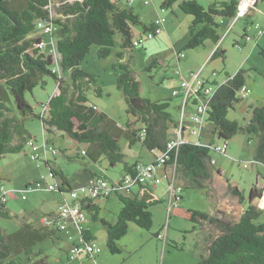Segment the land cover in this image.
Here are the masks:
<instances>
[{"label":"trees","instance_id":"trees-1","mask_svg":"<svg viewBox=\"0 0 264 264\" xmlns=\"http://www.w3.org/2000/svg\"><path fill=\"white\" fill-rule=\"evenodd\" d=\"M174 2L176 0H164L163 7ZM240 3L241 0H222L206 7L198 0L180 1V8L194 17L186 48L202 46L208 39L218 43L221 39L218 28L222 20L236 17ZM40 21L54 25L51 36L60 54V67L69 71L70 82L54 72L52 55L46 53L45 47L39 46L40 41L45 40V33L38 26ZM198 24L200 27L197 29ZM134 25H142L146 31L155 22H143L133 7H121L116 0H0V158L23 151L28 140L34 138L24 124L30 115L42 120L44 130L56 128L75 141L86 144L84 152L89 161L98 162L105 157L111 166L124 162L126 172L132 173L136 163L132 165L125 161L121 137H125L130 146L141 142L151 151L164 149L170 125L175 127L179 119L171 111L169 100L143 96L140 81L129 64L121 61L126 49H134ZM39 30L42 34H35ZM117 33L121 35L122 48L118 52L121 71L117 75V86L124 93L128 115L141 123L139 127L133 126L132 122L126 126L119 125L116 119L90 102L89 90L97 95H102L103 90L97 75L81 67L94 44L99 45L100 57L110 55ZM261 53L264 55V48ZM225 55V50L218 46L211 57L225 58ZM158 64L160 62L155 58L147 69ZM46 75L58 81V91L50 98L45 110L36 114L26 99V93L44 83ZM245 82L244 70L240 69L218 85L209 103L208 121L219 138L230 139L239 132L255 135V160L264 163V105L253 107L246 125L228 118L229 109L240 100L238 94ZM211 147V144L191 140L180 145L178 168L190 185L203 187L214 173ZM51 172L62 180L58 188L61 192L81 185L73 186L61 170L51 168ZM79 174L85 177L86 182L97 175L85 164ZM233 191L237 195L241 193L237 187ZM116 194L122 207L114 222L99 217L100 206L94 200L83 203L93 219L102 222L107 232V246L112 253L122 251L119 240L128 232L130 222L151 229L153 213L150 206L162 202L147 186H141L137 193L131 195ZM261 195L262 190L251 189L250 204L237 221L209 217L192 208L180 207L173 211L194 222L207 220L216 223L219 228V233L208 243L207 253L194 264H264V223L255 222L261 214L256 203ZM7 202L0 198V215L19 217ZM81 234L87 241L96 239L90 229L82 228ZM53 235H56L55 229L43 225L36 227L26 217L21 219L20 227L14 232L0 227V264H16L21 254L27 255L29 264H48L42 256L44 250L35 252L34 246Z\"/></svg>","mask_w":264,"mask_h":264},{"label":"rangeland","instance_id":"rangeland-1","mask_svg":"<svg viewBox=\"0 0 264 264\" xmlns=\"http://www.w3.org/2000/svg\"><path fill=\"white\" fill-rule=\"evenodd\" d=\"M121 7H133L145 23L158 21L165 18L163 31L152 37H148L137 49H126L121 60L134 72L141 83V94L153 100H169L171 111L176 119L181 117V99L172 94L173 88L179 87L175 74L177 53L183 51L185 58L181 61L184 76L190 71H201V76L209 78L215 87L222 84L240 69L244 70L245 84L249 88L247 95L238 94L240 98L233 108L229 109L228 118L237 120L241 125L249 121L252 109L255 106L264 105V35L260 36L261 42H257L255 24L258 23L264 29V14L259 10L248 11L238 19L224 18L218 28L221 39L218 43L208 39L205 44L196 48H186L190 39V27L194 17L184 12L176 0L171 6L163 7L164 0H116ZM148 1V2H147ZM202 5L209 6L214 1L222 0H198ZM253 0H250L252 2ZM247 0L242 1V7ZM258 4L264 8V0H258ZM54 12H56L54 10ZM234 21V23H233ZM197 29L200 24L196 25ZM133 39L141 35L146 36L142 25L133 26ZM41 30L35 34H39ZM247 34L251 39L247 40ZM45 51L52 55L53 65L60 69L62 76L70 82L69 71H63L60 67V54L56 50L55 40L50 33H45ZM240 43V44H239ZM258 43V44H257ZM220 46L225 50L224 57L212 58L213 51ZM99 45H92L89 53L81 63L88 72L97 75L99 85L102 87V95H97L89 90L90 102L97 105L99 110L108 113L116 119L119 125L126 126L129 122L139 127L140 122L127 113V103L122 90L117 86V75L120 58L118 52L121 48V35L116 34V44L112 47L110 55L100 57ZM141 51V53H139ZM162 60V65H155L147 69L153 59ZM216 72V74H214ZM174 77V78H170ZM58 91V81L51 75L44 77V83H39L33 91L26 93V99L33 106L36 114H41L50 98ZM25 127L39 145L40 157L33 159L30 155L31 148L25 146L23 151L9 153L0 158V184L4 185L8 194V207L19 217L5 218L0 215V227L8 232L16 231L21 225V219L26 217L36 227H41L45 216L52 209H56L64 196L72 200L70 192H61L58 189L49 190V184H61V179L51 173V168L63 170L74 177L84 164H89L96 170V174L104 176L110 182L121 179L126 170L124 162L111 166L105 157L98 162L89 161L84 150L86 144L79 143L67 136L65 132L52 128L43 129L42 120L35 115H30L24 120ZM202 129L201 142L214 144L228 143L226 153H220L211 149V157L214 159L213 174L205 186L197 187L189 184L187 178L179 171L178 179L182 186L184 208H192L206 213L209 217L222 218L229 221H237L244 210L250 204V193L253 187L264 192V163L255 160L257 139L255 135L247 132H239L230 139L219 138L213 133V125L207 121ZM44 130V131H43ZM46 135H44V133ZM173 124L170 125L168 137H175ZM54 143L57 154L46 152V140ZM191 141H198V135L188 136ZM120 144L128 163H146L155 159L154 152L145 147L141 142L129 145L125 137L120 138ZM68 149V153L65 149ZM83 152V153H82ZM155 153V154H154ZM164 167H159L158 169ZM220 170V173L217 171ZM41 181V188H33L36 182ZM165 181L158 184L159 197L167 193ZM237 187L241 193H234ZM261 189V190H260ZM0 190V198H2ZM100 205L99 217L109 221H115L121 210L122 202L115 193L109 197L99 196L94 198ZM261 214L255 220L264 223V199H257ZM153 213L151 229H145L135 222L129 223L128 232L119 240L122 251L112 253L107 246V232L101 221L93 219L87 212L88 225L96 232L95 242L101 247L97 262L94 259L81 260L80 257L70 259L68 250L72 244L67 239H60L57 235L48 237L35 244V252L44 250L42 256L48 264H194L207 253L206 242L219 233L216 223L203 220L194 222L175 212L169 213L167 198L160 203L150 206ZM86 223V222H85ZM167 230L168 245L163 248V239L155 235L157 232L165 233ZM62 235H64L62 233ZM177 245V247H176ZM139 249V247H141ZM26 254H21L16 264H29ZM1 264H8L2 262Z\"/></svg>","mask_w":264,"mask_h":264},{"label":"built area","instance_id":"built-area-1","mask_svg":"<svg viewBox=\"0 0 264 264\" xmlns=\"http://www.w3.org/2000/svg\"><path fill=\"white\" fill-rule=\"evenodd\" d=\"M242 1L239 6L238 14L234 17L235 20L245 14L249 6L248 4L245 7H242ZM164 25L165 18L161 17L155 22V25L151 29L145 31L146 36L141 35L138 39L134 40V47H139L148 37L160 34L164 29ZM38 26L42 28L44 33L52 34L54 30V25L49 22L40 21ZM255 27V36L257 35L259 38L264 35V29H262L258 23L255 24ZM250 39V35L247 34V40ZM39 46L41 48L45 47L46 41L41 40ZM183 58H185V53L179 51L177 53V59L180 61ZM53 70L62 76L60 69L56 70L53 68ZM175 74L180 77L182 87L181 90H173V95L179 96L181 99V117L178 124L174 127L176 136L168 138L165 148L159 150V153L155 154L154 161L136 163L133 172H126L119 180L110 182L108 178L97 174L78 187H73V189L69 190L72 200H67L64 196V201L60 202L57 211L44 217L43 226L55 230H65L67 225L70 222H73L81 230L83 228L82 223L87 220V211L84 208L83 203H89L91 200H94V198L99 196L109 197V195L113 193H123L125 190L131 189L135 186L140 188L141 186H147L151 188V186H157L162 183L164 179H166L165 183L167 184L169 213H172L175 208L180 207L183 199V191L178 179L179 148L182 143L189 141L188 136L191 135H198L199 140L196 142L202 143L200 135L202 129L207 125L209 103L218 86L215 87L210 83L209 78L202 77L201 71H190L188 76H184L179 66V68L175 69ZM214 74H216V72H214ZM248 92L249 88L246 84L240 88V93L243 95H247ZM190 105L193 106L194 110L191 113H188L187 110ZM187 119L189 121H187ZM203 144H211V149L220 153H226L228 149L227 142L224 144H214L212 142ZM27 146L31 148V157L33 159H38L40 157V152L37 140L35 138H30L27 142ZM45 147V153L51 151L53 154H57L56 147L47 143V140ZM211 163H215L213 158L211 159ZM159 167H164V170L162 168L158 169ZM51 173L54 176V173ZM59 185L60 183L58 182L56 184H49L47 188L49 190H55L59 188ZM42 186L43 184L41 181H38L33 188H41ZM0 190L3 193L1 198L2 201L7 202L9 192L2 184H0ZM158 237L161 238L162 234H158ZM100 251L101 247L95 242V240L87 241L82 236L79 242L73 244L68 253V257L70 259H76L86 255L94 258L100 253Z\"/></svg>","mask_w":264,"mask_h":264},{"label":"crops","instance_id":"crops-1","mask_svg":"<svg viewBox=\"0 0 264 264\" xmlns=\"http://www.w3.org/2000/svg\"><path fill=\"white\" fill-rule=\"evenodd\" d=\"M130 1H132V0H130ZM242 1V0H241ZM249 4V6H248V8H247V11H246V13L248 12V11H250V10H252L253 12H255V10H259V12H261V13H263L264 14V8L263 7H261L259 4H258V0H253L252 2H250V0H247V2H246V4H245V6L246 5H248ZM244 6V7H245ZM164 27H166V25H164ZM262 38V37H261ZM261 38L259 37H257V42L258 43H260L261 41ZM257 43V44H258ZM140 47V46H139ZM135 49H137V47H135ZM139 53H141V51H139ZM176 57H177V55H176ZM184 59V58H183ZM181 61L182 60H178L177 59V64L180 66L181 64ZM163 64V62H162V60L160 61V64H158V65H162ZM180 69H181V71H182V74L184 75V72H183V70H182V68H181V66H180ZM170 78H174V77H171L170 76ZM175 78H177V81H178V85H179V87H175V88H173V90H175V89H177V90H181V80H180V77H175ZM172 94H173V91H172ZM44 110H45V108H44ZM194 110V108H193V106H189L188 107V110H187V112L188 113H191L192 111ZM187 121H189L188 119H187ZM43 129H44V127H43ZM44 131V130H43ZM44 133V132H43ZM202 134H203V131L201 132V135H200V139H201V137H202ZM44 135H46V133H44ZM68 136V135H67ZM169 138V137H168ZM170 138H173V137H170ZM47 143H49V144H52V145H54V143H50V140L48 139L47 140ZM204 143H211V142H204ZM55 146V145H54ZM66 150V152H67V154H69L68 152V149L66 148L65 149ZM153 152V151H152ZM83 153V152H82ZM155 154V153H154ZM154 161V160H153ZM137 162V161H136ZM135 162V163H136ZM149 162H152V161H149ZM135 163H129V164H135ZM85 166H87L88 168H90L92 171H94L95 173H97L96 172V170L95 169H93L89 164H85ZM83 167H84V165H83ZM55 170H57V168H54ZM81 169L82 168H80L79 170H78V172H77V174L74 176V177H69V174L68 173H65L63 170V172L67 175V177L69 178V180L71 181V183H72V185L73 186H75V185H78V184H83V183H85L86 182V179H85V177L84 176H81L79 173H80V171H81ZM59 171V170H58ZM161 171V170H160ZM57 178H60L59 176H57ZM139 188L140 187H138V186H135V187H132L131 189H127V190H125L124 192H123V194H125V195H131V194H133V193H137L138 192V190H139ZM151 188L154 190V192L157 194L158 193V185L157 186H151ZM164 190H166L167 191V184L165 183V188H164ZM8 192H10V191H8ZM110 196V195H109ZM159 196V195H158ZM162 200H165L166 198H167V193H165L164 192V194L162 195V197H160ZM183 199H184V196H183ZM183 199H182V201H181V205H180V207H183L182 206V202H183ZM259 199H264V192L262 193V195H261V197L259 198ZM67 200H68V198H67ZM71 201V200H70ZM94 202H96L98 205H99V203L97 202V201H95L94 200ZM100 206V205H99ZM180 207H178V208H180ZM176 209V208H175ZM174 209V210H175ZM173 210V211H174ZM57 211V208L56 209H52L51 211H50V213L49 214H53V213H55ZM173 213V212H172ZM102 218H104V217H102ZM104 219H106V218H104ZM87 220H88V218H87ZM87 220L85 221V222H83L82 223V225H83V228L84 229H90L93 233H94V235L96 236V232L93 230V228H91L89 225H88V222H87ZM107 220V219H106ZM110 222H114V221H110ZM201 222H203V221H201ZM167 230H168V226H166V228H165V233L164 234H162L161 232H157L158 234H162V237H161V239H163V248H166V246L168 245V241H167ZM56 231V235L60 238V239H62V240H64V239H67L71 244H72V246H73V244L74 243H77V242H79L80 241V238L82 237V234H81V230H80V228L76 225V224H74L73 222H70L68 225H67V228L65 229V230H55ZM62 233L64 234V235H62ZM158 234H157V236H158ZM97 238V237H96ZM71 246V247H72ZM208 246V242H206V244H205V247H207ZM142 248V246L141 247H139V249H141ZM71 249V248H70ZM70 249L68 250V252L70 251ZM69 256V255H68ZM99 256V254L96 256V257H89V256H86V255H83V256H81L80 257V259L81 260H84L85 259V257L87 258V259H94V260H96V262H97V257Z\"/></svg>","mask_w":264,"mask_h":264}]
</instances>
